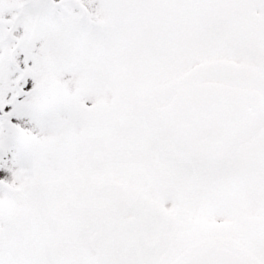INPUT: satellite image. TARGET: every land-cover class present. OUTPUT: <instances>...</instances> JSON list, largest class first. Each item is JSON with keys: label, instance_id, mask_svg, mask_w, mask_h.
I'll return each mask as SVG.
<instances>
[{"label": "snow or ice", "instance_id": "snow-or-ice-1", "mask_svg": "<svg viewBox=\"0 0 264 264\" xmlns=\"http://www.w3.org/2000/svg\"><path fill=\"white\" fill-rule=\"evenodd\" d=\"M0 264H264V0H0Z\"/></svg>", "mask_w": 264, "mask_h": 264}]
</instances>
